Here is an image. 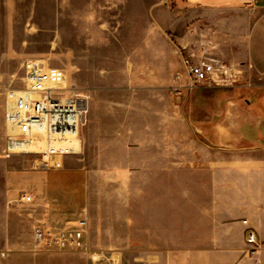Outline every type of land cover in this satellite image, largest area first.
Masks as SVG:
<instances>
[{
  "label": "rangeland",
  "instance_id": "374dc122",
  "mask_svg": "<svg viewBox=\"0 0 264 264\" xmlns=\"http://www.w3.org/2000/svg\"><path fill=\"white\" fill-rule=\"evenodd\" d=\"M176 7L173 0H0L4 84L22 85L25 61L41 60L64 69L93 105L78 152L60 170H41L35 155L3 156L10 130L0 95V264H165L153 253L211 243L202 237L211 230L212 178L185 122L192 91L173 90L186 75L170 79L176 37L194 23ZM170 119L177 144L167 142ZM25 194L34 201L24 203ZM45 206L60 225L87 220L84 249L35 247L33 226L48 218Z\"/></svg>",
  "mask_w": 264,
  "mask_h": 264
},
{
  "label": "crops",
  "instance_id": "0c3cea01",
  "mask_svg": "<svg viewBox=\"0 0 264 264\" xmlns=\"http://www.w3.org/2000/svg\"><path fill=\"white\" fill-rule=\"evenodd\" d=\"M173 1L176 12L185 13V22L194 23L185 35L176 37L172 83L178 84V74L179 79L185 77L179 47L197 44L200 48L210 43L205 41L208 35L219 57L230 66L233 80L188 95L191 104L185 122L195 134L192 143L204 151L200 160L212 178L213 200L207 213L211 230L202 237L211 243L153 255L160 262L167 257L165 264H264V0L251 4L241 0ZM92 108L90 104L89 113ZM175 124L168 121L169 144H177V133L172 134ZM192 156L186 153L185 159L193 160ZM46 206L48 218L39 221L61 226L62 220L49 218ZM249 228L256 232L259 244L252 255L246 241Z\"/></svg>",
  "mask_w": 264,
  "mask_h": 264
},
{
  "label": "built area",
  "instance_id": "2783aa9c",
  "mask_svg": "<svg viewBox=\"0 0 264 264\" xmlns=\"http://www.w3.org/2000/svg\"><path fill=\"white\" fill-rule=\"evenodd\" d=\"M241 2L251 4L253 0ZM180 50L187 82L173 88L176 94H182L184 89L193 91L199 87L232 82V70L219 57L213 43L202 44L199 50L189 53L185 52L187 47L181 46ZM24 72L22 85L19 86L15 84V79L5 85L0 76L5 120L12 128L7 135L3 156L10 159L21 154L35 155L37 169L60 170L64 167L65 158L76 153L69 140L80 137L89 113L90 96L69 81L64 69L50 67L41 60L27 59ZM176 78L179 80L180 75ZM39 145L43 149L30 148ZM33 201L32 195H24V203ZM86 227L85 218L58 227L39 221L33 226L35 247L66 251L84 249ZM246 241L251 246L249 253L255 254L259 244L254 229L247 230Z\"/></svg>",
  "mask_w": 264,
  "mask_h": 264
},
{
  "label": "bare ground",
  "instance_id": "6f19581e",
  "mask_svg": "<svg viewBox=\"0 0 264 264\" xmlns=\"http://www.w3.org/2000/svg\"><path fill=\"white\" fill-rule=\"evenodd\" d=\"M8 128L10 130L9 132H11L12 131V128L10 126ZM69 145H71L74 148V150L76 151V153H77L78 150H79L80 141L77 138H71L69 140ZM30 148L31 149H36V150H41V149H43V146L42 145H39L36 148H34V147H30Z\"/></svg>",
  "mask_w": 264,
  "mask_h": 264
}]
</instances>
